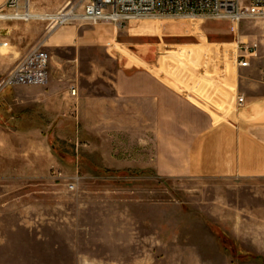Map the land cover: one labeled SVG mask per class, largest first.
<instances>
[{"label":"rangeland","instance_id":"rangeland-1","mask_svg":"<svg viewBox=\"0 0 264 264\" xmlns=\"http://www.w3.org/2000/svg\"><path fill=\"white\" fill-rule=\"evenodd\" d=\"M79 2L30 0V11L52 16ZM253 21L264 22L242 23ZM19 23L40 30V39L50 25ZM240 24L130 22L118 53L82 55L93 80L83 86L114 97L127 70L132 94L167 91L162 104H177L178 95L201 117L224 115L237 69L230 38ZM28 88L0 96V264H264V179L179 175L176 124L161 115L158 98L57 104L56 115L54 104H28L26 93H15Z\"/></svg>","mask_w":264,"mask_h":264},{"label":"crops","instance_id":"crops-1","mask_svg":"<svg viewBox=\"0 0 264 264\" xmlns=\"http://www.w3.org/2000/svg\"><path fill=\"white\" fill-rule=\"evenodd\" d=\"M6 2L0 0V9ZM33 29V26L17 21L1 23V41L8 45L0 50L8 49V54H0V76L5 75L40 39V30L34 33ZM119 31L106 23H76L57 28L47 45L51 56L49 83L25 91L18 89L15 93H26L28 104H54L55 114L60 109L57 104H132V95L135 100L149 95L154 98L148 90L132 94V74L127 70L119 72L114 83V97L92 94L83 86V82L92 83L93 80L82 70V55L104 48L118 53L121 46L128 45L126 37ZM232 35L230 41L233 43L230 44L237 46V55L242 44L258 47L257 57L249 60L248 67L241 68L236 63V74L230 82V104L224 115L201 117V110L193 102L178 95L177 104H162L167 91L155 97L159 99L155 105L163 110L161 115L169 119L167 123L176 124L175 157L179 175L264 179V22L242 23L237 34ZM72 88L76 90V96L71 95ZM241 96L244 97L242 105L238 101ZM197 102L200 104V100Z\"/></svg>","mask_w":264,"mask_h":264},{"label":"built area","instance_id":"built-area-1","mask_svg":"<svg viewBox=\"0 0 264 264\" xmlns=\"http://www.w3.org/2000/svg\"><path fill=\"white\" fill-rule=\"evenodd\" d=\"M69 9L65 12V9ZM30 0H7L0 9V25L5 21L29 22ZM212 18L240 24L248 20L264 21V0H80L69 4L58 14L48 16L50 25L43 38L38 40L27 53L0 80V96L9 88L44 87L50 80L51 56L46 43L53 32L60 27L76 23L114 25L123 30L126 24L145 18ZM0 47H7L1 41ZM257 45L242 44L237 55L241 68L250 65V59L257 57ZM76 96V90L71 89ZM242 105L244 97L239 98ZM78 178L68 184V190L77 189Z\"/></svg>","mask_w":264,"mask_h":264},{"label":"bare ground","instance_id":"bare-ground-1","mask_svg":"<svg viewBox=\"0 0 264 264\" xmlns=\"http://www.w3.org/2000/svg\"><path fill=\"white\" fill-rule=\"evenodd\" d=\"M68 10H69L68 8L65 9L64 13H65V12H68ZM70 13H71V12H68L67 14H70ZM30 17H31L32 19H42V20L48 19V16L40 17V16L35 15V14L30 15Z\"/></svg>","mask_w":264,"mask_h":264}]
</instances>
